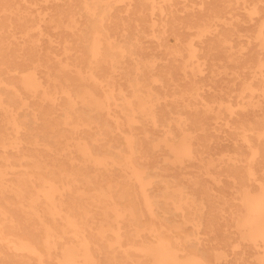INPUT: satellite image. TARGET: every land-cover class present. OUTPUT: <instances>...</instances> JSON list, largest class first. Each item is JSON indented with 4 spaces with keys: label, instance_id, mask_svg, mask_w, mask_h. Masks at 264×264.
<instances>
[{
    "label": "rangeland",
    "instance_id": "rangeland-1",
    "mask_svg": "<svg viewBox=\"0 0 264 264\" xmlns=\"http://www.w3.org/2000/svg\"><path fill=\"white\" fill-rule=\"evenodd\" d=\"M0 76L35 84L20 86L15 111L32 110L35 132L49 137L69 103L88 111L97 99L98 126L112 128L97 143L131 158L97 165L74 142L69 153L114 192L130 185L143 206V189L160 203L158 220L144 210L148 226L139 232L97 215L98 230L107 224L124 236L115 240L118 264L126 253L136 258L130 264H154L134 254L139 237L157 244L153 227L164 231L177 264H264V229L254 232L248 209L254 198L264 203V0H0ZM9 121L0 110L7 140L17 136ZM89 122L77 135L81 147L97 136ZM138 169L150 180L144 187ZM33 227L21 223L16 233L6 225L4 235L17 234V242ZM13 242L0 239V264H39Z\"/></svg>",
    "mask_w": 264,
    "mask_h": 264
},
{
    "label": "bare ground",
    "instance_id": "bare-ground-1",
    "mask_svg": "<svg viewBox=\"0 0 264 264\" xmlns=\"http://www.w3.org/2000/svg\"><path fill=\"white\" fill-rule=\"evenodd\" d=\"M93 52L96 56L100 53L98 45L94 46ZM20 86L28 91L35 84L31 80L7 81L0 76V110L8 116L10 125L17 132V136L13 134V139L7 140L5 127L0 124V239L13 242L11 239L19 237L13 232L4 235L6 225L17 233L21 232V223L33 224V229L26 230L24 238L12 244L16 252L34 256L39 264H45L46 254L50 264H118L115 246L121 244H115V240L121 242L124 236L120 230L107 224H102V231L98 230L97 222L100 221L97 215H103L104 221L113 214L116 221H124L139 232L148 226L145 209L152 218L159 219L154 210L160 205L159 201L152 199L143 189V206L138 192L125 184H122L121 191L114 192L107 178L101 179L99 174L85 168L76 152L69 153L74 142L77 152L97 165L103 164L106 158H131L111 142L97 143L112 133L109 125L98 126L101 119L96 116L100 108L97 99L92 98L85 105L88 111H80L69 103L57 120L55 134L49 137L44 131L41 134L35 132L31 125L36 124L32 110L23 114L15 111L16 105L20 103L22 106ZM89 120L97 127V136H91L93 143L90 147H81V143L76 142L77 135L82 126H90ZM21 129L23 133L20 135ZM136 144L129 141L132 152L140 153L135 149ZM116 149L121 152L112 157ZM21 150L25 152L19 154ZM128 165L133 167L131 162ZM133 176L142 187L150 183V180L145 182V172L140 169L135 170ZM117 196L122 201L120 205L114 202ZM248 209L252 216L250 225L258 233L264 229V203L260 198H254L249 201ZM125 233L132 234V231ZM163 233L153 227L151 234L156 238V245L138 238L141 244L134 254L139 263L149 258L139 254H147L153 258L154 264H163L167 260L177 264L172 248L164 243ZM99 239L107 243V249L95 244ZM53 252L58 256L57 261L52 258ZM0 256L5 255L0 251ZM134 261L136 258L126 253L120 264Z\"/></svg>",
    "mask_w": 264,
    "mask_h": 264
}]
</instances>
